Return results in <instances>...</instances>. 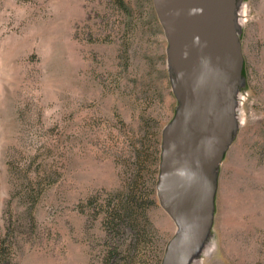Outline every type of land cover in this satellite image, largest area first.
Masks as SVG:
<instances>
[{"label":"rangeland","instance_id":"1","mask_svg":"<svg viewBox=\"0 0 264 264\" xmlns=\"http://www.w3.org/2000/svg\"><path fill=\"white\" fill-rule=\"evenodd\" d=\"M237 10L234 131L190 264H264V0ZM167 47L153 0H0V264H161Z\"/></svg>","mask_w":264,"mask_h":264},{"label":"water","instance_id":"2","mask_svg":"<svg viewBox=\"0 0 264 264\" xmlns=\"http://www.w3.org/2000/svg\"><path fill=\"white\" fill-rule=\"evenodd\" d=\"M239 0H153L179 100L162 136L157 197L178 231L161 264H190L213 219L215 176L232 140L244 58Z\"/></svg>","mask_w":264,"mask_h":264}]
</instances>
